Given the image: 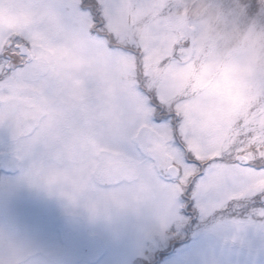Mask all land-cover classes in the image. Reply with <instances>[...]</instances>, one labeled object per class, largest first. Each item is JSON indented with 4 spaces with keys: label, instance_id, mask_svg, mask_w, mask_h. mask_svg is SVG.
<instances>
[{
    "label": "rangeland",
    "instance_id": "1",
    "mask_svg": "<svg viewBox=\"0 0 264 264\" xmlns=\"http://www.w3.org/2000/svg\"><path fill=\"white\" fill-rule=\"evenodd\" d=\"M74 2L0 0V29L36 46V73L0 92V130L12 126V142L0 137V236L36 264H264V230L235 227L248 220L232 216L240 210L193 207L162 225L165 208L125 148L130 64L89 35ZM262 54L257 37L235 43L213 89L238 104L234 69Z\"/></svg>",
    "mask_w": 264,
    "mask_h": 264
},
{
    "label": "snow or ice",
    "instance_id": "2",
    "mask_svg": "<svg viewBox=\"0 0 264 264\" xmlns=\"http://www.w3.org/2000/svg\"><path fill=\"white\" fill-rule=\"evenodd\" d=\"M72 7L90 36L130 64L135 104L125 148L165 208L162 225L181 222L193 207L202 215L247 207L249 219L235 227L264 230V54L246 73L234 69L238 104L211 86L231 66L235 43L251 36L264 44V0H75ZM35 52L28 32L0 29V92L36 73ZM11 132L9 123L0 137L12 142Z\"/></svg>",
    "mask_w": 264,
    "mask_h": 264
},
{
    "label": "clouds",
    "instance_id": "3",
    "mask_svg": "<svg viewBox=\"0 0 264 264\" xmlns=\"http://www.w3.org/2000/svg\"><path fill=\"white\" fill-rule=\"evenodd\" d=\"M0 264H36L22 241L0 236Z\"/></svg>",
    "mask_w": 264,
    "mask_h": 264
},
{
    "label": "flooded vegetation",
    "instance_id": "4",
    "mask_svg": "<svg viewBox=\"0 0 264 264\" xmlns=\"http://www.w3.org/2000/svg\"><path fill=\"white\" fill-rule=\"evenodd\" d=\"M232 216L235 217V218H238L240 221H245L246 219H249L250 213H249L248 209H241L239 212H237V213L235 212ZM254 222H259V221H254ZM191 236L192 235L189 232L188 233V239L191 238ZM200 238L201 237H197L196 240H199Z\"/></svg>",
    "mask_w": 264,
    "mask_h": 264
}]
</instances>
